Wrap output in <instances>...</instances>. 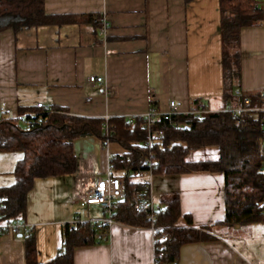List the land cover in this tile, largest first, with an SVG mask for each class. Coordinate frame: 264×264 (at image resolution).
<instances>
[{"label":"crops","instance_id":"crops-1","mask_svg":"<svg viewBox=\"0 0 264 264\" xmlns=\"http://www.w3.org/2000/svg\"><path fill=\"white\" fill-rule=\"evenodd\" d=\"M45 11L83 20L0 33V100L16 113L43 103L77 116L135 120L167 110L171 100L181 114L198 100L211 111L233 106L223 96L219 0H45ZM240 51L238 92L264 93V23L242 30ZM91 76L104 82L91 83ZM73 148L76 172L38 179L29 193L25 221L43 263L58 254L62 225L85 217L80 200L110 172L111 158L127 153L95 136L76 139ZM204 150L213 151L212 157L197 160L218 157L217 148L198 151ZM149 181L156 202L179 195L182 213L191 215L194 226L225 220L224 173L151 175ZM88 216L101 218L103 212L91 206ZM106 240L77 247L73 264H156L151 227L115 222ZM0 264H27L26 233L0 235ZM179 264H264V221L184 244Z\"/></svg>","mask_w":264,"mask_h":264},{"label":"trees","instance_id":"trees-1","mask_svg":"<svg viewBox=\"0 0 264 264\" xmlns=\"http://www.w3.org/2000/svg\"><path fill=\"white\" fill-rule=\"evenodd\" d=\"M219 6L224 100L240 107L248 97L249 109L234 117L225 105L217 111L208 110L201 118L180 114L171 120L161 117L148 125L144 117L89 118L56 106L46 110L38 106L20 108L19 118L0 120V152L22 154L12 173L14 183L0 187V222L25 220L29 193L36 180L76 172L74 141L88 136L99 138L105 145L119 143L127 150L110 160L111 174L124 177L126 189L114 219L131 226H154L156 252H165L161 264H179L180 249L186 243L214 240L236 225L263 222L264 93L239 95L238 91L242 77L241 33L245 28L264 23V3L263 0H219ZM82 20L77 16L48 14L45 0H0V33ZM160 130L162 135L157 134ZM204 148H217L218 157L189 159L192 152ZM199 172L225 174L224 221L194 226L191 215L182 213L177 194L161 199L163 208L154 221L147 214L135 212L133 193L150 189L151 175ZM181 220L183 225L179 224ZM108 231L107 226H93L89 222L62 225L65 244L61 243L56 257L45 263L39 261L32 232L26 233L27 264H73L77 247L107 241Z\"/></svg>","mask_w":264,"mask_h":264},{"label":"built area","instance_id":"built-area-1","mask_svg":"<svg viewBox=\"0 0 264 264\" xmlns=\"http://www.w3.org/2000/svg\"><path fill=\"white\" fill-rule=\"evenodd\" d=\"M103 22L104 30L109 26L107 19L104 18L101 20ZM91 83H103L104 78L98 76H91L89 78ZM240 95L241 92H238ZM250 99L245 97L243 99V104L240 107L229 106V110L232 112V115L235 117L242 110H247L250 107ZM38 107L43 110L48 109L49 107L45 106L43 103H38ZM264 109V108H263ZM208 111L206 104L202 100L196 101L192 110H190L187 114H192L196 118H201ZM181 112L179 110V105L176 101L171 100L168 104V109L165 111H154L148 114L147 121L148 125H151L155 121V117L163 118L164 120H171V118L175 115H180ZM20 114L16 113L9 104L5 101L0 100V120L3 118H19ZM264 123V117H263ZM178 126V124L176 123ZM158 135H162L163 131L160 130L157 132ZM151 142V138L149 139V143ZM125 179L121 176H113L111 172L105 177H98L97 181L94 185H92L84 195V197L80 200V205L84 209L85 217H77V219L72 222V225L81 223V222H89L91 225L95 226L97 224H102L103 226H107L108 229L116 222L114 219V215L117 213L121 201L125 197ZM133 207L135 212L144 213L148 215V218L154 221L158 213L162 210L163 206L161 203L156 202L154 195L151 189H146L143 191H136L133 193ZM91 206H98L103 212V217L101 218H90L88 216V209ZM153 231H155L154 226L151 227ZM32 231V227L25 220H14V221H4L0 222V235L6 233H30ZM65 243L62 242V245ZM165 252L163 250L156 252L155 261L156 264H161L160 260L164 257Z\"/></svg>","mask_w":264,"mask_h":264},{"label":"rangeland","instance_id":"rangeland-1","mask_svg":"<svg viewBox=\"0 0 264 264\" xmlns=\"http://www.w3.org/2000/svg\"><path fill=\"white\" fill-rule=\"evenodd\" d=\"M204 151H194L190 154V160H197L198 158H205L206 156L211 158L212 152L209 151V154L206 155ZM206 155V156H205ZM22 156L21 153H9V152H0V185L8 181L9 179L14 181L13 171L16 165L17 160Z\"/></svg>","mask_w":264,"mask_h":264}]
</instances>
